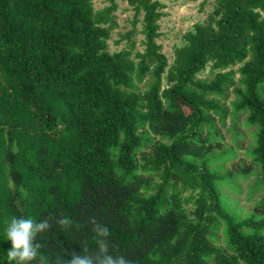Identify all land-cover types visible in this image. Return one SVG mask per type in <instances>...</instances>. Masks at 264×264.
I'll use <instances>...</instances> for the list:
<instances>
[{"label": "trees", "instance_id": "16d2710c", "mask_svg": "<svg viewBox=\"0 0 264 264\" xmlns=\"http://www.w3.org/2000/svg\"><path fill=\"white\" fill-rule=\"evenodd\" d=\"M93 1L0 0V264L14 216L51 218L45 264L94 255L91 218L132 264H264V195L245 213L224 193L254 169L226 168L238 149L216 127L253 129L250 201L264 189V0H212L171 63L161 0ZM121 2L133 29L112 50Z\"/></svg>", "mask_w": 264, "mask_h": 264}, {"label": "rangeland", "instance_id": "374dc122", "mask_svg": "<svg viewBox=\"0 0 264 264\" xmlns=\"http://www.w3.org/2000/svg\"><path fill=\"white\" fill-rule=\"evenodd\" d=\"M164 8L162 9V17L159 21L160 37L157 39V43L161 46L162 53L168 58L171 63L173 60L174 49L182 45L184 34L191 30L193 25L206 19L208 14L212 11V0H161ZM93 5L97 11L106 8L108 5L103 0H94ZM118 11L115 16L117 19L118 27L112 34V39L109 41L112 50H119L125 46L126 41L118 44L122 35L133 29L132 21L134 19V11L127 6L126 3L118 4ZM141 29V26H138ZM137 43V49L144 51L142 45L143 35L140 33L134 36ZM201 79L211 80L209 76V70L205 71L200 76ZM233 96L230 95L229 99L225 102L227 107H230V103L233 101ZM243 116H238L237 122L234 124V129L240 135L236 140L231 128V121L226 119L225 125H222L218 120L216 127L219 130L218 135L221 138V149L237 147V156L234 160L226 163V168L231 170L233 167L240 170L244 165L248 168H253L254 171L251 177L247 180L237 181L241 186V192L239 194L233 192L231 189H225L224 193L228 195L231 201L238 200V206L243 208L245 213L253 212L256 201L260 200L264 195V189L259 190L252 200H248L250 189L249 187L255 185L257 182L256 174L257 169L252 162V158L248 156L249 149L252 147L254 138L252 136L253 129H250L244 125ZM213 159H211L212 161ZM225 200L226 197H224Z\"/></svg>", "mask_w": 264, "mask_h": 264}, {"label": "clouds", "instance_id": "9594fccd", "mask_svg": "<svg viewBox=\"0 0 264 264\" xmlns=\"http://www.w3.org/2000/svg\"><path fill=\"white\" fill-rule=\"evenodd\" d=\"M50 217L42 219L39 222L31 218L12 217L6 227L7 240L11 242V248L7 252L8 261L15 264H45V258L39 256L38 249L41 245L37 242V236L40 233L49 231L52 228ZM57 225L67 226L71 222L66 217H61L55 221ZM88 223L91 230L96 234L98 250L94 255H82L80 253H71V259L65 260L63 256H57L56 264H132L123 255L115 256L110 252L109 229L97 222L95 218H91ZM77 229L83 225H76ZM87 252L85 248L83 250Z\"/></svg>", "mask_w": 264, "mask_h": 264}]
</instances>
